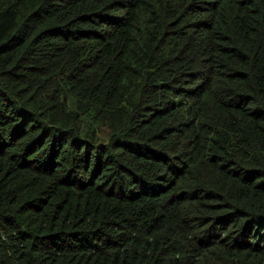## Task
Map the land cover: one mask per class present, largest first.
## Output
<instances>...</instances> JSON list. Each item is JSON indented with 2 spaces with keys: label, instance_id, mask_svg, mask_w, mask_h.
<instances>
[{
  "label": "trees",
  "instance_id": "16d2710c",
  "mask_svg": "<svg viewBox=\"0 0 264 264\" xmlns=\"http://www.w3.org/2000/svg\"><path fill=\"white\" fill-rule=\"evenodd\" d=\"M0 264H264V0H0Z\"/></svg>",
  "mask_w": 264,
  "mask_h": 264
}]
</instances>
